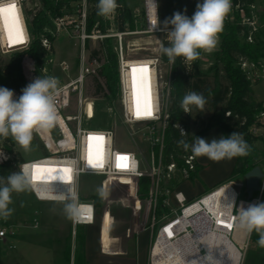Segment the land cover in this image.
Wrapping results in <instances>:
<instances>
[{"label": "built area", "instance_id": "1", "mask_svg": "<svg viewBox=\"0 0 264 264\" xmlns=\"http://www.w3.org/2000/svg\"><path fill=\"white\" fill-rule=\"evenodd\" d=\"M9 1L15 0H0V4ZM17 1L20 3L17 9L21 12L25 0ZM155 2L158 4L157 9L152 0H141L140 8L132 11L134 30L124 33L112 30L106 35L94 30L87 33L86 21L93 7L88 0H77L71 14L53 20L55 31L47 33L55 39L60 33H65L70 24L76 23L75 39L79 45V53L75 58L76 73L73 78L59 82L56 96L58 119L55 125L48 130L34 132L44 155L35 160L19 162L18 172L23 170L28 174L31 180L28 189L38 202L64 203L75 198L78 211L75 218L70 219L73 230L98 222L101 234L107 195L101 197L99 208L92 200H85L80 192L81 178H98L99 190L106 194L109 184H123L129 208L126 224H136L138 232L150 234L148 264H243L251 234L235 227L234 218L238 209H229L227 205L232 201L236 207L241 203L245 206L259 203L260 196L255 193L247 200L244 190L245 198L239 199L240 188L231 180L193 199H188L179 190V185L190 182L194 178L192 176L197 174L198 161L189 148H181L178 154L166 150L171 63L164 64L158 51L144 57H129L125 53L123 39L126 36L165 34L153 30L156 14L159 18V3L158 0ZM233 9L239 15L240 23L248 27L246 42L253 43L257 30L254 19L250 15L246 16L237 6ZM114 15L115 12L105 16V19L112 22ZM225 19L232 20V13ZM107 37L115 39L113 51L117 57L119 117L126 127L127 138L133 144L134 151L118 146L114 127H91L95 117V98L85 96L84 85L87 78L96 74L100 63L89 56L85 42ZM29 43L28 30L27 42L23 46L10 47L2 43L0 37V57L23 52ZM42 44L48 46L45 39ZM204 52L202 50L201 55ZM259 61L241 60L239 63L250 83L260 78L259 73L264 74L262 66L258 69ZM163 66L168 69L165 78L162 75ZM22 70L27 85L39 77L36 70L42 78L47 77L42 66L37 69L27 57L23 58ZM132 77L138 81L136 96H133ZM22 89L14 93V99L18 100ZM73 98L76 100V113L64 114L71 107ZM90 104L93 105L92 112ZM108 109L111 113V108ZM149 110L152 113L150 116L145 114ZM183 111L187 116L191 109L188 113H185L184 108ZM228 115L225 113L226 117ZM260 116L264 117V111ZM175 128L181 136H185L181 133V129L185 132L184 126L176 125ZM99 137L102 139H97ZM136 141L141 148L137 147ZM5 156L7 159H4ZM10 156L0 146V165L11 160ZM121 156L124 159H118ZM89 159L96 166H90ZM144 178L147 179L146 190L141 197L139 181ZM31 227H38L35 219ZM13 235L11 226H7L6 220L0 217V242H5L7 237Z\"/></svg>", "mask_w": 264, "mask_h": 264}, {"label": "trees", "instance_id": "2", "mask_svg": "<svg viewBox=\"0 0 264 264\" xmlns=\"http://www.w3.org/2000/svg\"><path fill=\"white\" fill-rule=\"evenodd\" d=\"M34 1L37 5L25 10L30 37L27 50L12 54L5 63L0 61V87H7L14 93L19 92L27 85L22 70L23 58H30L37 69L42 65L43 60L53 52L55 41V38L47 31L54 32L53 20L71 14L74 9L71 5L76 2V0ZM255 1L257 0H231L232 6L227 16L229 17L232 12L233 19L224 20L223 29L219 33L218 50L213 53V61L207 71L200 68L202 49L198 50L199 56L195 60L186 62L183 57H178L170 65L169 123L165 135L167 152L180 153L181 148H184L181 141L189 144L195 139V136L199 137L213 128H218L223 136L238 132L242 134L243 139L249 145V151L245 156L236 157V163L231 173L232 177L243 176L254 167L252 159L255 150L252 145L258 138L253 136L249 129L258 127L256 117L264 111V104L252 100L251 83L239 66L241 60L254 63L264 60V45L259 42H246L248 27L240 23L239 15L233 9L237 6L244 11L246 16H249L248 7ZM89 2L93 7L86 21L87 33L94 30L106 35L110 30L116 33L134 30L132 7L128 0H117L118 7L112 22L106 20L105 16L98 15V0H89ZM111 38L100 40L95 49L89 48V40L85 42L89 56L96 58L100 63L96 74L91 76L93 87L91 97L101 98L110 106L118 99L117 57L113 51L114 44H112ZM43 39L47 41V47L43 46ZM161 42L162 46H168L167 37H164ZM160 56L164 64L169 63L165 54L161 52ZM190 92L203 94L206 104L202 111L196 106H190L193 111L192 124L196 127V131L194 134H190L187 130V135L181 136L175 126L187 127L191 115L184 114L181 102L183 97ZM225 113H229V115L226 117ZM0 146L12 154L15 141L11 136L0 137ZM21 161V159L8 160L1 164L0 178L6 182V178L12 172H18L17 165ZM146 182L145 178L139 181L141 197L146 190ZM84 199L92 200L98 208L101 205L100 194H91ZM250 239L257 243L259 235L253 231Z\"/></svg>", "mask_w": 264, "mask_h": 264}, {"label": "rangeland", "instance_id": "3", "mask_svg": "<svg viewBox=\"0 0 264 264\" xmlns=\"http://www.w3.org/2000/svg\"><path fill=\"white\" fill-rule=\"evenodd\" d=\"M200 1L201 0H158L159 21L162 24L166 18H170L176 11H180L188 17H191L196 10L197 3ZM128 3L132 7V11L139 9L141 6V0H128ZM76 4L77 0L72 3V8H74ZM36 5L37 3L34 0H26L23 4L25 23V10L31 9ZM253 5V8H248V13L254 19L257 28L253 36V43L259 42L264 45V0H257ZM76 30V23H72L68 26L65 33L62 32L56 37L53 52L43 61L48 77H55L61 82L66 78H73L75 75L77 68L75 58L79 53V45L75 39ZM164 37H167L166 34L126 36L123 39L125 53L129 57L150 56L154 55L157 51L161 53V41ZM99 42L100 40L96 39L89 40V48H97ZM111 42L114 44L115 39L111 38ZM219 42L220 40L218 37V45L216 48L210 53L205 51L203 55H201V70L207 71L211 66L213 53L218 50ZM10 56L11 55L2 56L0 57V61L5 63ZM50 60L51 63H48ZM59 62H65L67 64V70L65 72H62L58 67ZM258 64V69H261L262 66L261 71L264 70V60H260ZM167 73V67L163 66V78L166 77ZM36 74L42 78V75L38 73L37 70ZM259 75V79L251 81V98L256 102H258V100H264V74L261 75V73H259ZM92 91V79L89 77L84 85L85 96L91 98ZM109 107L112 110L111 113L108 109ZM94 110L95 117L91 122V127H114L118 146L123 149L134 151L133 144L127 138L125 131L126 127L120 120L118 103L116 102L110 106L101 98H95ZM75 113L76 100L73 98L71 107L64 114L74 115ZM192 113L193 111L191 110L189 113L191 117L188 120L187 127H184L185 132L187 133V130H189L190 134H194L196 131V127L192 124ZM256 122L259 124L258 127H251L249 129L252 135L258 138L252 145L255 150L252 163L254 166H259L262 171H264V117H261L260 114L257 115ZM194 141L195 139L192 140V143ZM136 145L138 148H141L138 141H136ZM43 155L44 151L42 150V146L33 133L30 149L25 151L24 148L15 141V146L10 157L11 160L21 159L22 161H30L38 159ZM220 162L213 161V166L220 167ZM230 180L235 182L237 188H240L238 194L239 199H244L243 176L238 175ZM210 187H204L201 183L195 181L185 186L183 192H198L199 190L202 192L209 191L212 188ZM261 188L262 192L258 193V196H260V202H264V180L261 182ZM80 192L83 198L91 194H100L99 179L83 176L81 178ZM118 195L127 196L126 190L122 189L121 184H110L108 187L107 199L115 198ZM11 199L12 203L9 205V208L12 209L11 215L7 218H2L6 220L7 226H11L14 235L7 237L5 242H0V264H69L67 260L68 252L71 251L72 241L77 240L78 236H80V232H78L76 228L75 230L72 229L70 218L65 212V204L68 202H38L33 198L29 189L21 193L13 192L11 194ZM111 206L119 207L118 205ZM34 219L38 222V227L36 229L31 227V223ZM148 234L149 232L147 235ZM262 263H264V248L260 247L256 241L250 239L243 264Z\"/></svg>", "mask_w": 264, "mask_h": 264}, {"label": "clouds", "instance_id": "4", "mask_svg": "<svg viewBox=\"0 0 264 264\" xmlns=\"http://www.w3.org/2000/svg\"><path fill=\"white\" fill-rule=\"evenodd\" d=\"M152 3L157 9L158 4L155 0H152ZM117 7V0H98V15H111ZM230 10L231 0H202L197 3L191 17L176 11L161 24L156 14L153 30L164 32L168 38V46H162L161 52L168 57L170 63H174L178 57H183L186 62L193 61L199 56V49L212 52L218 44L219 33ZM58 91L59 81L55 77L34 79L22 89L18 100L14 99L13 90L0 87V137L11 136L28 151L33 133L48 130L57 122ZM205 104V97L197 92L186 94L181 102L185 113H188L190 106H196L202 111ZM181 133L187 135L182 129ZM180 143L185 150L191 147L194 157L206 156L214 162L245 156L249 151V145L238 132L211 140L195 136L191 146L184 141ZM30 185V177L23 170L12 172L6 178V183L0 178V217L7 218L11 215L12 209L9 208L12 203L11 194L24 192ZM105 195L107 194L101 190L100 196ZM227 207L238 209V214L234 218L235 227L249 234L255 231L259 235L258 245L264 248V202L250 203L247 206L241 203L236 207L232 201ZM77 211L78 204L75 198L65 204V212L70 219L75 218Z\"/></svg>", "mask_w": 264, "mask_h": 264}, {"label": "crops", "instance_id": "5", "mask_svg": "<svg viewBox=\"0 0 264 264\" xmlns=\"http://www.w3.org/2000/svg\"><path fill=\"white\" fill-rule=\"evenodd\" d=\"M258 102L264 104V100ZM221 136L223 135L220 130L213 128L199 137L211 140ZM193 143L191 141L189 145ZM189 150L191 151L190 147ZM196 158L198 172L190 182L179 185L180 191L183 192L185 186L195 181L204 187L214 188L233 178L231 173L236 157L222 160L220 167H214L213 161L206 156ZM204 192L206 191L183 193L188 199H193ZM128 215V209L105 204L103 234L98 222L91 226H78L76 229L80 232V236L72 241L71 251L68 252L67 257L69 264H148L150 234L138 232L136 224L130 222L126 224Z\"/></svg>", "mask_w": 264, "mask_h": 264}, {"label": "bare ground", "instance_id": "6", "mask_svg": "<svg viewBox=\"0 0 264 264\" xmlns=\"http://www.w3.org/2000/svg\"><path fill=\"white\" fill-rule=\"evenodd\" d=\"M12 4L15 5L16 15L18 16V19H19V26L17 28L16 24L14 23L12 14L10 12L0 14V37H1V41H2V43L9 45L10 47L23 46L27 42V27H26V23L24 20L25 18L23 16V10H21V12H20V10L17 9V7L20 6L19 1L15 0V1H9L6 3L0 4V9L8 8ZM48 63H51V60L48 61ZM41 66L43 68L44 73L48 77V74L45 71L44 63H42ZM58 67L60 68V70L62 72H65L67 70V64L65 62H59ZM137 85H138V81L134 77H132L133 96L137 95ZM93 105H94V102H93ZM93 105L90 104L91 112H92V106ZM94 112H95V110H94ZM109 186H110V184H109ZM121 186H122V189H125L123 184H121ZM224 191H226V189H224ZM231 192L233 193V191H231ZM127 198H128V196L118 195L115 198H108L106 200V204L107 205H118L121 208L129 210L128 204H127V200H128Z\"/></svg>", "mask_w": 264, "mask_h": 264}, {"label": "water", "instance_id": "7", "mask_svg": "<svg viewBox=\"0 0 264 264\" xmlns=\"http://www.w3.org/2000/svg\"><path fill=\"white\" fill-rule=\"evenodd\" d=\"M246 199L250 200L255 193H261V182L264 180V171L259 166H254L243 175Z\"/></svg>", "mask_w": 264, "mask_h": 264}, {"label": "snow or ice", "instance_id": "8", "mask_svg": "<svg viewBox=\"0 0 264 264\" xmlns=\"http://www.w3.org/2000/svg\"><path fill=\"white\" fill-rule=\"evenodd\" d=\"M11 13L12 14V17H13V20H14V23L16 24V26H17V28H18V26H19V19H18V16L16 15V9H15V5L14 4H12L10 7H8V8H3V9H0V14H3V13ZM135 71V70H134ZM146 115H152V113H151V111L149 110V111H147L146 113H145ZM137 115H139V112H137ZM91 139V138H90ZM97 139H102V137H99V138H97ZM118 159H124V157H118ZM89 164H90V166H96V165H93L92 164V161H91V159H89ZM68 171H70V170H68Z\"/></svg>", "mask_w": 264, "mask_h": 264}]
</instances>
